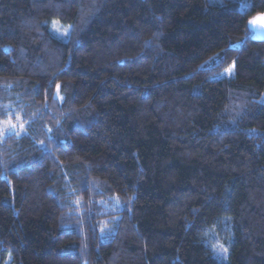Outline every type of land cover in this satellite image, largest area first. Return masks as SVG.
I'll list each match as a JSON object with an SVG mask.
<instances>
[{
    "label": "trees",
    "instance_id": "obj_1",
    "mask_svg": "<svg viewBox=\"0 0 264 264\" xmlns=\"http://www.w3.org/2000/svg\"><path fill=\"white\" fill-rule=\"evenodd\" d=\"M261 12L0 0V264H264Z\"/></svg>",
    "mask_w": 264,
    "mask_h": 264
},
{
    "label": "rangeland",
    "instance_id": "obj_2",
    "mask_svg": "<svg viewBox=\"0 0 264 264\" xmlns=\"http://www.w3.org/2000/svg\"><path fill=\"white\" fill-rule=\"evenodd\" d=\"M212 2H215V0H211ZM224 0H220V2H223ZM56 25L66 27L61 25L60 23L55 22ZM251 28L254 30L255 35L261 38H264V12L258 13L250 20ZM59 26H56L54 29V32L58 34L59 36H63L68 32V30L62 29ZM224 75L226 76H232L233 75V67H230L227 71H225ZM260 101L264 103V92L260 98ZM0 127H3L7 131L13 129V125L11 123H5L1 125ZM7 264H10L8 261Z\"/></svg>",
    "mask_w": 264,
    "mask_h": 264
}]
</instances>
